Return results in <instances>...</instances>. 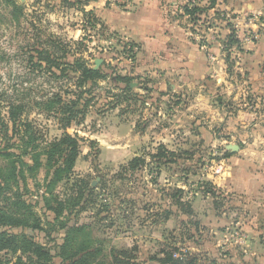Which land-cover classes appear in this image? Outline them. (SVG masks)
Listing matches in <instances>:
<instances>
[{
    "label": "crops",
    "instance_id": "1",
    "mask_svg": "<svg viewBox=\"0 0 264 264\" xmlns=\"http://www.w3.org/2000/svg\"><path fill=\"white\" fill-rule=\"evenodd\" d=\"M86 1L81 8H67L78 20L73 39L87 35L86 42L99 50L100 44L119 46L117 39L134 44V60L119 54L110 61L117 74L132 78L131 92L140 99L104 113L111 115L107 138L104 130L88 131L101 135L88 137L97 142L98 155L108 151L127 160L143 155L149 161L160 143L190 151L201 141L204 155H210L202 178L219 188L221 197L215 203L195 193L199 233L228 239L220 264H264V25L258 22L264 0H216L195 22L183 5L204 7L208 0ZM81 9L103 24V32L99 24H86ZM227 23L241 41L239 50L230 49L231 72L223 50ZM252 32L256 36L249 39ZM90 113L70 133L81 137L84 123L100 126L104 115ZM229 143L238 149H226Z\"/></svg>",
    "mask_w": 264,
    "mask_h": 264
},
{
    "label": "trees",
    "instance_id": "2",
    "mask_svg": "<svg viewBox=\"0 0 264 264\" xmlns=\"http://www.w3.org/2000/svg\"><path fill=\"white\" fill-rule=\"evenodd\" d=\"M2 1L9 8L13 23H17L23 5L16 0ZM53 2L67 9L81 8L87 1ZM215 4L216 0H208L207 6L185 4L182 9L195 22L200 14ZM49 8L52 10L54 6ZM81 10L86 24L90 27L99 24L98 31L103 32V24L89 16L91 12ZM28 24L34 31V39L30 38L31 41L21 50L22 55L26 53L23 61L26 74L37 73L48 82L65 80V83L39 93H34L36 89L28 85L24 92L16 91L7 96L4 105L0 102V264H220L224 252H220L218 258L198 249L203 247L204 237L199 233L200 224L192 207L195 192L212 198L215 203L221 197L220 189L211 181L200 179L201 170L208 162L201 141L190 151L170 149L160 143L156 152L149 155V161L143 155L132 157L119 165L120 173L113 175L125 184L126 181H137L147 170L155 182L161 168L174 166L181 174L190 173L199 178L195 184L192 181L188 184H194L195 188L189 199L185 198L184 187L177 185L159 188L162 195L155 202L140 197L145 203L143 209L149 212V217H154V223L160 219H177L170 241L160 242L157 250L141 260L133 248L107 247L100 235L90 230L92 225L99 228L106 219L111 226L115 223L117 215L112 214L111 206L123 201V193L117 188L102 196L104 192H97L98 186H92L89 179L74 176L82 137L67 130L83 123L92 110L103 115L113 107L124 105L125 108L140 99L131 92L132 78L117 74L114 65V68L107 65L111 69L106 72L102 68L106 62L96 69L89 65L84 57L88 49L86 43L64 41L55 36H50L46 44L41 43L37 24L32 21ZM227 24L229 33L223 42V50L228 52L225 60L228 72H231L234 61L230 59V49L239 50L241 41L233 24ZM121 47V53L134 60V44L125 42ZM101 82H107L108 86L101 85ZM30 94H33L35 112L43 120H54L61 131L59 136L47 137L38 124L29 119L30 109L22 96L30 97ZM87 143L89 148L97 149L95 140L88 139ZM212 158L216 159V156ZM41 170L44 175L39 180ZM101 188L107 189L105 183ZM38 206L44 211L43 219L35 210ZM87 212L93 215L90 219L101 216L90 223L80 220V216ZM29 232L41 235L43 242Z\"/></svg>",
    "mask_w": 264,
    "mask_h": 264
},
{
    "label": "rangeland",
    "instance_id": "3",
    "mask_svg": "<svg viewBox=\"0 0 264 264\" xmlns=\"http://www.w3.org/2000/svg\"><path fill=\"white\" fill-rule=\"evenodd\" d=\"M16 2L23 5V12L22 15L19 16L17 23H13L9 8H7L3 1L0 0V102H2V105L5 104L4 100L7 96H11V93H16V91L20 93L24 92V88L28 87V85H32V87L36 89L33 91L34 93H39L43 89H54L55 87H58L57 85L61 82L65 83V80H61L60 82H48L44 77L37 73L32 74L28 72L26 74L27 69L23 62L26 53L22 55L21 50L22 46L31 41L30 38L34 39V31L30 28L28 21L37 24L41 33V43L46 44L50 36H55L60 40L69 42L79 41V38L74 40L73 38L75 35L72 34L73 28L77 24V16L70 10L61 8L60 4L58 5V2H53V0H16ZM55 4H57V6ZM51 5L54 6L52 10L49 8ZM261 13L263 15L260 16L263 18H258V22L259 24L264 25V7L261 10ZM227 19H229V17H227ZM202 24H208V21L204 23L202 20L201 25ZM247 36L249 39H254L256 34L252 32ZM86 39L87 35L82 36V40L80 41L86 43L90 48L87 49L85 57L88 59V63L92 67H94L93 60L96 56L97 58L105 59L108 62L105 66L102 67V63L100 66L105 72L110 71L109 69L115 65L114 59L111 60V62L110 58H114L115 56L117 58L120 57V55H124V53H120L122 49L121 46L125 43L122 39L118 40L119 46H113L111 44H107L108 46H106V44H100V50L88 44ZM100 84L108 86L107 82H101ZM32 96L33 94H30V97L28 95L22 96L25 98V103L27 102V108L30 109L29 119L34 120L47 137L52 139L59 136L61 131L57 128L58 126L55 121L51 119L43 120L41 116L35 112V106L33 104L34 99ZM96 107H98V105H96L95 108ZM92 112L94 113L95 111L92 110ZM93 113H90L89 117H93ZM103 117V119L100 118V126L92 128L91 124L84 123L78 128L79 131L77 130L82 137L81 149L83 153L77 160L78 163L77 167H75L74 176L77 178H87L91 183L93 180H97L96 185L94 186H98L97 192H104V195L102 196H105L108 191L118 188L123 193V201L121 203L116 202L115 205L111 206L112 214L117 215L115 216V223H112V226L110 225L109 219H106L103 224H100L99 228H97V225H92L90 230L94 234H99L107 247L114 246L118 249L133 248L135 255H137L138 258L141 260L147 259L149 253H153L158 249L160 242L165 243L170 241V237L175 231L177 219L175 217L168 220L160 219L159 222L154 223V217H149V212H146L143 209L145 204L144 201L155 202L160 199L162 190L159 188L163 189L167 187V185L184 187L187 193L185 198L189 199L192 197L193 191H195L194 181L199 178H197V176H192V174L190 176L181 174V172L177 171L174 166H170L169 168L161 169L159 176H157V181L155 182L149 174L150 171L147 170L143 171L144 174L140 176L141 178L137 181H131L133 182L132 184L129 181H126L124 184V181L116 179V177L113 176L115 175L114 173H120L118 167L121 163L126 162L127 159L109 156L110 153L108 151H103L102 155H98L97 149L90 148V150H87L88 143L86 140H88V137L93 136L95 139L98 136H101L98 132L89 134L88 131L96 129H101V131L104 130L105 137L103 138H107V133L109 131L107 124L110 122L111 115L107 114ZM72 131V129H68L69 133ZM215 150H219L218 146H215L212 149V157L216 155L214 152ZM208 157L210 158V155L205 157L206 161H209ZM205 168L206 165L201 170L202 174L200 179H202V176L204 175ZM43 175L44 173L41 170L38 179L41 180ZM191 181L194 184L190 186L188 184ZM103 183L107 186V189L105 190L101 188ZM112 185H114V187H112ZM140 187H142V189H140ZM198 194L200 193L198 192ZM141 196L144 201L140 199ZM132 199H135L134 203L131 202ZM35 210L43 219L44 211H42L40 206L35 208ZM115 210L117 212H115ZM91 216H93L92 213L87 212L82 214L79 219L88 223L89 221L93 222V219L96 221L101 215L93 219H90ZM29 233L34 235L36 240L43 242L41 235L32 232ZM235 240H238V238H235ZM226 242L227 238L207 237L203 239V247L198 249L211 254L212 252L219 254L220 252H223L224 244ZM189 245L193 250L196 249L193 244ZM55 262L57 263L58 259H56Z\"/></svg>",
    "mask_w": 264,
    "mask_h": 264
},
{
    "label": "water",
    "instance_id": "4",
    "mask_svg": "<svg viewBox=\"0 0 264 264\" xmlns=\"http://www.w3.org/2000/svg\"><path fill=\"white\" fill-rule=\"evenodd\" d=\"M21 1H24V0H21ZM102 61H103L102 58H95L93 60V62H94V67L93 68L94 69L98 68L101 65ZM134 85H135V83H133V82L130 83V86H134ZM226 149L231 150V151H235V150L238 149V145L229 143V144L226 145ZM96 182H97V180H93L92 183H91L92 186L96 185Z\"/></svg>",
    "mask_w": 264,
    "mask_h": 264
},
{
    "label": "built area",
    "instance_id": "5",
    "mask_svg": "<svg viewBox=\"0 0 264 264\" xmlns=\"http://www.w3.org/2000/svg\"><path fill=\"white\" fill-rule=\"evenodd\" d=\"M107 1H109V2H117L118 0H107ZM125 1V0H124ZM260 15H263L262 13H260ZM259 15V16H260ZM125 42V41H124ZM134 50H135V48H134ZM215 152V154H217V151L215 150L214 151ZM239 238H238V240H239V242L241 243L242 242V237L241 236H239V235H237ZM228 240V239H227Z\"/></svg>",
    "mask_w": 264,
    "mask_h": 264
}]
</instances>
